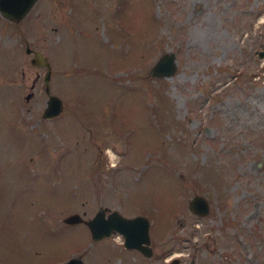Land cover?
Here are the masks:
<instances>
[{
    "label": "rangeland",
    "instance_id": "1",
    "mask_svg": "<svg viewBox=\"0 0 264 264\" xmlns=\"http://www.w3.org/2000/svg\"><path fill=\"white\" fill-rule=\"evenodd\" d=\"M26 41L50 62L54 116H41L45 66ZM261 47L264 0H35L16 21L0 13V264H264ZM162 52L175 66L153 74ZM194 193L204 213L188 207ZM99 206L145 215L150 253L118 231L92 238L84 219Z\"/></svg>",
    "mask_w": 264,
    "mask_h": 264
},
{
    "label": "water",
    "instance_id": "2",
    "mask_svg": "<svg viewBox=\"0 0 264 264\" xmlns=\"http://www.w3.org/2000/svg\"><path fill=\"white\" fill-rule=\"evenodd\" d=\"M33 2L34 0H0V13L8 19L16 21L27 11ZM24 49L27 52H31L29 56L30 63L45 66L42 80L44 88L48 92L50 62L47 55L41 50L29 46L27 41L24 44ZM256 53L258 56L264 57V47L258 48ZM174 66L175 63L172 52H162L151 65V72L153 74H169ZM30 93L31 92L28 91L25 94V97H28ZM61 108V98L55 93L48 92L41 116L47 117L55 115L61 110ZM188 207L194 212L200 214L208 209V203L204 195L194 193L188 199ZM104 209V207L99 206L91 216L84 219L92 238H100L113 231H118L123 235L122 244L125 247H136L144 254L150 253L151 248L148 243V218L145 215L138 213L126 216L121 214L115 208L107 211ZM81 218L82 217L78 212H70L63 217V220L66 222H75ZM172 261L176 262V258H173ZM61 264L83 263L78 256L71 255Z\"/></svg>",
    "mask_w": 264,
    "mask_h": 264
},
{
    "label": "bare ground",
    "instance_id": "3",
    "mask_svg": "<svg viewBox=\"0 0 264 264\" xmlns=\"http://www.w3.org/2000/svg\"><path fill=\"white\" fill-rule=\"evenodd\" d=\"M108 150H109V152L113 155V149H111V148H108Z\"/></svg>",
    "mask_w": 264,
    "mask_h": 264
},
{
    "label": "flooded vegetation",
    "instance_id": "4",
    "mask_svg": "<svg viewBox=\"0 0 264 264\" xmlns=\"http://www.w3.org/2000/svg\"><path fill=\"white\" fill-rule=\"evenodd\" d=\"M46 91V90H45ZM47 92V91H46ZM48 93V92H47ZM63 105V104H62Z\"/></svg>",
    "mask_w": 264,
    "mask_h": 264
}]
</instances>
